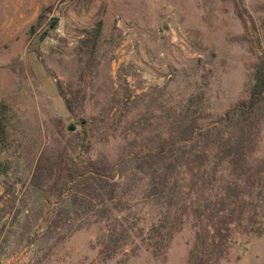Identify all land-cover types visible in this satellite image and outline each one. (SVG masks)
Returning <instances> with one entry per match:
<instances>
[{"label":"rangeland","instance_id":"rangeland-1","mask_svg":"<svg viewBox=\"0 0 264 264\" xmlns=\"http://www.w3.org/2000/svg\"><path fill=\"white\" fill-rule=\"evenodd\" d=\"M260 60L264 0H0V264H118L63 183L187 135L182 122L218 121L247 100ZM80 123L98 133L75 164ZM259 223L221 264H264V209ZM191 244L185 226L164 259L127 264H186Z\"/></svg>","mask_w":264,"mask_h":264},{"label":"trees","instance_id":"trees-1","mask_svg":"<svg viewBox=\"0 0 264 264\" xmlns=\"http://www.w3.org/2000/svg\"><path fill=\"white\" fill-rule=\"evenodd\" d=\"M263 122L260 60L247 100L218 121L205 126L182 122L187 135L122 154L111 172L70 176L62 186L74 183L79 191L64 200L75 214L85 208L94 213V244L106 261L127 264L142 252L164 259L175 235L188 226L192 244L186 264H221L233 248L261 233L257 226L264 209V159L255 154ZM80 126L78 152L70 157L75 164L90 155L98 133L97 128ZM116 131L114 125L102 129L103 134ZM3 132L0 123V137ZM80 190L95 198L81 199ZM91 200H96L94 206Z\"/></svg>","mask_w":264,"mask_h":264},{"label":"water","instance_id":"water-1","mask_svg":"<svg viewBox=\"0 0 264 264\" xmlns=\"http://www.w3.org/2000/svg\"><path fill=\"white\" fill-rule=\"evenodd\" d=\"M74 130V127H69L68 128V131H73Z\"/></svg>","mask_w":264,"mask_h":264},{"label":"built area","instance_id":"built-area-1","mask_svg":"<svg viewBox=\"0 0 264 264\" xmlns=\"http://www.w3.org/2000/svg\"><path fill=\"white\" fill-rule=\"evenodd\" d=\"M59 32V31H58Z\"/></svg>","mask_w":264,"mask_h":264}]
</instances>
